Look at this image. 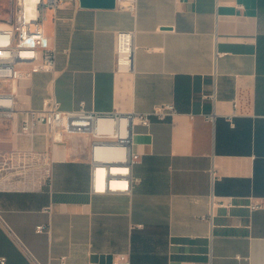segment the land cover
<instances>
[{"label":"crops","instance_id":"crops-1","mask_svg":"<svg viewBox=\"0 0 264 264\" xmlns=\"http://www.w3.org/2000/svg\"><path fill=\"white\" fill-rule=\"evenodd\" d=\"M44 25L55 80L18 83L0 150L49 148L54 182L0 191V259L35 264L30 251L42 264H264V204L249 207L264 200V0H137L135 10L65 2L45 11ZM120 31L135 35L131 70L116 65ZM50 94L68 110L174 102L178 111L135 126L141 159L130 191L95 193L91 135L51 142L45 125L20 131L23 110ZM212 195L234 205H213Z\"/></svg>","mask_w":264,"mask_h":264},{"label":"built area","instance_id":"built-area-1","mask_svg":"<svg viewBox=\"0 0 264 264\" xmlns=\"http://www.w3.org/2000/svg\"><path fill=\"white\" fill-rule=\"evenodd\" d=\"M122 9L135 10L137 0H116ZM65 2L79 0H0V118L10 119L18 111V83L38 73H49L55 80L58 71V52L46 32L44 15L47 9H59ZM135 35L120 31L117 36L116 65L131 70L134 65ZM64 109L60 100L50 94L40 107L23 110L26 114L20 131L32 133L45 125L51 142L61 141L64 135L89 134L92 137V189L95 193L128 192L138 178L132 168L141 159L134 150L136 125L150 127L154 118L164 120L177 113L174 102H162L151 111L129 113L101 112L85 108ZM237 102L234 101V106ZM214 113L210 115L214 118ZM54 155L49 148H14L0 150V191L39 192L51 189L54 182ZM215 179L216 171L212 170ZM213 205H234L229 197L212 195ZM263 197H251L252 210L263 207ZM39 232L46 230L38 225ZM28 250V249H27ZM35 264H42L30 251ZM0 264H7L1 257ZM120 264H131L121 260Z\"/></svg>","mask_w":264,"mask_h":264},{"label":"water","instance_id":"water-1","mask_svg":"<svg viewBox=\"0 0 264 264\" xmlns=\"http://www.w3.org/2000/svg\"><path fill=\"white\" fill-rule=\"evenodd\" d=\"M81 7L91 8H115L117 6L116 0H79Z\"/></svg>","mask_w":264,"mask_h":264}]
</instances>
